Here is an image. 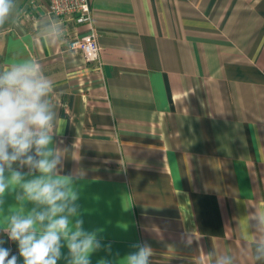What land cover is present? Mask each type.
Masks as SVG:
<instances>
[{"label": "crops", "instance_id": "crops-1", "mask_svg": "<svg viewBox=\"0 0 264 264\" xmlns=\"http://www.w3.org/2000/svg\"><path fill=\"white\" fill-rule=\"evenodd\" d=\"M88 1L91 22L76 24L50 18L47 0H17L0 27V70L32 60L52 82L60 175L83 173L84 227L111 244L92 264H122L136 242L153 248L151 264H264L253 260L264 235V0ZM90 30L99 65L67 48ZM17 207L6 195L0 224Z\"/></svg>", "mask_w": 264, "mask_h": 264}, {"label": "clouds", "instance_id": "clouds-1", "mask_svg": "<svg viewBox=\"0 0 264 264\" xmlns=\"http://www.w3.org/2000/svg\"><path fill=\"white\" fill-rule=\"evenodd\" d=\"M17 9V0H0V27ZM48 31L59 38L63 27L54 23ZM52 91L39 62L26 60L0 70V211L6 195H14L18 204L0 224V233L17 244L18 254L0 238V264H20L21 258L22 264H58L61 259L66 264H92L94 252H111L99 230L84 227L76 187L83 173L60 175L64 158L53 143L57 113L49 99ZM257 231L264 233V217L258 218ZM131 248L135 251L123 257L122 264H151L154 250L147 242ZM253 260L264 261V235ZM217 264L232 260L221 257Z\"/></svg>", "mask_w": 264, "mask_h": 264}, {"label": "built area", "instance_id": "built-area-1", "mask_svg": "<svg viewBox=\"0 0 264 264\" xmlns=\"http://www.w3.org/2000/svg\"><path fill=\"white\" fill-rule=\"evenodd\" d=\"M50 18L70 19L76 24L91 22V8L88 0H47L45 9ZM71 53H79L86 63L99 65L100 49L93 30L69 39L67 45Z\"/></svg>", "mask_w": 264, "mask_h": 264}]
</instances>
